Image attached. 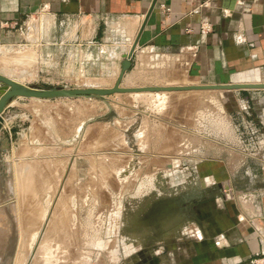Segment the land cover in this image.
<instances>
[{
	"label": "rangeland",
	"instance_id": "rangeland-1",
	"mask_svg": "<svg viewBox=\"0 0 264 264\" xmlns=\"http://www.w3.org/2000/svg\"><path fill=\"white\" fill-rule=\"evenodd\" d=\"M43 25L35 15L22 45L0 48L1 73L7 63L37 88L114 85L119 61L100 50L95 76L80 67L52 73L54 62L92 57L75 56ZM146 53L123 86L192 85L179 79L176 57ZM35 99H13L0 115V135L10 140L5 153L0 144V262L43 264V245L61 241L57 264H149L197 229L181 221L187 205L214 199L203 193L220 168L209 161L214 145L230 139L236 91Z\"/></svg>",
	"mask_w": 264,
	"mask_h": 264
},
{
	"label": "crops",
	"instance_id": "crops-1",
	"mask_svg": "<svg viewBox=\"0 0 264 264\" xmlns=\"http://www.w3.org/2000/svg\"><path fill=\"white\" fill-rule=\"evenodd\" d=\"M35 15L44 35L75 56L91 53V62H54V74H99L98 50L121 67L137 42L130 70L154 52L176 57L191 84L264 83V0H0V48L22 45ZM231 91L230 139L214 145L219 173L203 191L214 199L187 205L181 224L197 229L149 264H264V89Z\"/></svg>",
	"mask_w": 264,
	"mask_h": 264
},
{
	"label": "water",
	"instance_id": "water-1",
	"mask_svg": "<svg viewBox=\"0 0 264 264\" xmlns=\"http://www.w3.org/2000/svg\"><path fill=\"white\" fill-rule=\"evenodd\" d=\"M137 42L132 46L129 53L125 55L121 62V69L116 83L112 87L107 88H66V87H31L21 84L11 78L0 73V115L4 113L9 102L17 97L22 98H76V97H105L115 93H130V92H173L186 90H237V89H264V83L258 84H212V85H178V86H144V87H121V83L127 71L132 66V57L136 50ZM1 150L7 152L10 147L9 137L0 139Z\"/></svg>",
	"mask_w": 264,
	"mask_h": 264
},
{
	"label": "bare ground",
	"instance_id": "bare-ground-1",
	"mask_svg": "<svg viewBox=\"0 0 264 264\" xmlns=\"http://www.w3.org/2000/svg\"><path fill=\"white\" fill-rule=\"evenodd\" d=\"M0 67H2L1 65H0ZM3 71L5 72V73H7V74H10V75H15L16 74V72L14 73V71H13V68L12 69H10L9 67H8V65H7V63H6V65L4 64V66H3ZM19 69V68H18ZM21 69V68H20ZM120 69H121V67H120ZM13 71V72H12ZM15 71H16V69H15ZM28 72V71H27ZM120 72V71H119ZM5 73L3 74V75H5ZM14 73V74H13ZM19 71H18V75L16 74V76H19L18 78H19V80H18V78H15L14 76V78L15 79H17V80H15V81H17V82H19V83H21V84H25V83H23V82H20V78H23V80L25 79L24 77H21V75H19ZM2 74V73H1ZM21 74H22V72H21ZM23 74H24V70H23ZM22 74V75H23ZM30 74V73H29ZM25 75V74H24ZM23 75V76H24ZM119 75V74H118ZM6 76V75H5ZM28 76V75H27ZM7 77H9V76H7ZM29 77V76H28ZM10 78V77H9ZM117 78H118V76H117ZM12 79V78H11ZM27 79V78H26ZM12 80H14V79H12ZM22 80V79H21ZM22 80V81H23ZM116 81H117V79H116ZM116 81H115V83H116ZM121 85H122V83H121ZM196 85H202V84H196ZM114 86V85H113ZM172 86H176V85H172ZM185 86H188V85H185ZM112 87V86H111ZM121 87H127V86H121ZM136 88L135 86H129V88ZM139 87H144V86H139ZM76 88H88V87H76ZM93 88H107V87H93ZM210 90H217V89H210ZM130 93H160V92H151V91H145V92H130ZM162 93H164V92H162ZM117 94V93H116ZM154 97V96H153ZM186 97V96H185ZM17 98H19V97H17ZM17 98H15V99H17ZM167 131V130H166ZM169 131H171V130H169ZM169 141V140H168ZM162 144V143H161ZM90 169V168H89ZM31 172V171H30ZM22 181V180H21ZM21 183H23V182H21ZM26 185V184H25ZM24 186V185H23ZM27 193V192H26ZM45 229H46V227H45ZM52 244V243H51ZM54 245V243L52 244V246L51 245H49V243L48 244H44L43 245V247H42V250H41V253H42V255H41V257L43 258L42 259V262H43V264H50L51 262H53L54 261V263L55 264H57V260L58 259H61L59 256H60V254L62 253L61 252V241H58V244H57V247H55V245ZM55 247V248H54ZM54 250V251H52V250ZM58 249V250H57ZM87 255V254H86ZM62 257V256H61ZM65 259V258H64ZM77 259V258H76ZM82 259V261H84V259L85 258H81ZM81 259H79V260H81ZM78 260V261H79ZM86 260V259H85ZM54 263H52V264H54ZM61 263V262H60ZM59 263V264H60ZM86 264H88V263H86Z\"/></svg>",
	"mask_w": 264,
	"mask_h": 264
}]
</instances>
